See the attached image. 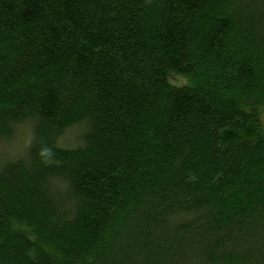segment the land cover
<instances>
[{"label": "trees", "instance_id": "obj_1", "mask_svg": "<svg viewBox=\"0 0 264 264\" xmlns=\"http://www.w3.org/2000/svg\"><path fill=\"white\" fill-rule=\"evenodd\" d=\"M13 122L0 264H264V0H0Z\"/></svg>", "mask_w": 264, "mask_h": 264}, {"label": "clouds", "instance_id": "obj_2", "mask_svg": "<svg viewBox=\"0 0 264 264\" xmlns=\"http://www.w3.org/2000/svg\"><path fill=\"white\" fill-rule=\"evenodd\" d=\"M10 127L14 129V138L11 141H6L0 137V156L7 155L9 158H14L28 142V127L24 122H13Z\"/></svg>", "mask_w": 264, "mask_h": 264}, {"label": "rangeland", "instance_id": "obj_3", "mask_svg": "<svg viewBox=\"0 0 264 264\" xmlns=\"http://www.w3.org/2000/svg\"><path fill=\"white\" fill-rule=\"evenodd\" d=\"M27 127H28L27 135H28V137L30 139V128H29V126H27ZM77 131H78L77 127L76 128L74 127V128H72L70 130H67L65 132V134L61 138L58 139L57 145L59 147H62V148H74V147H70V146L75 145V135H76ZM14 135H15V132H14ZM14 135H13V138H14ZM13 138L11 140H13ZM29 139H28V142H29ZM28 142H27V144H28ZM27 144H26V146H27ZM66 146H68V147H66ZM25 147L20 152H18V154L16 156L23 155V153L25 151ZM1 157L3 158V160L4 159L5 160H10L7 155L0 156V158ZM18 157H21V156H18ZM11 159H13V158H11ZM5 160H4V162H5Z\"/></svg>", "mask_w": 264, "mask_h": 264}]
</instances>
